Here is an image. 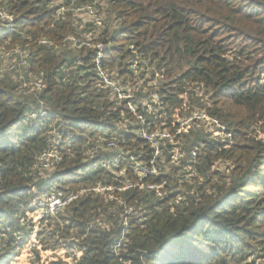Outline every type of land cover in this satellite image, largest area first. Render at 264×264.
Returning <instances> with one entry per match:
<instances>
[{
    "label": "trees",
    "instance_id": "obj_1",
    "mask_svg": "<svg viewBox=\"0 0 264 264\" xmlns=\"http://www.w3.org/2000/svg\"><path fill=\"white\" fill-rule=\"evenodd\" d=\"M83 6L94 12L75 11ZM2 47L28 51L24 78L43 87L18 95L19 69L0 73V264L28 255L25 218L42 192L82 189L59 233L36 234L35 264H264V0H0ZM144 63L160 84L148 91L163 106L157 117L141 92L121 95L99 73L124 83ZM197 86L211 102L199 107L231 135L224 141L199 120L180 124ZM40 102L47 113L26 121ZM161 127L170 137L141 133ZM51 148L62 159L40 169ZM98 186L114 189L90 190ZM94 216L103 225L90 226ZM73 228L84 237L70 250Z\"/></svg>",
    "mask_w": 264,
    "mask_h": 264
},
{
    "label": "built area",
    "instance_id": "obj_2",
    "mask_svg": "<svg viewBox=\"0 0 264 264\" xmlns=\"http://www.w3.org/2000/svg\"><path fill=\"white\" fill-rule=\"evenodd\" d=\"M75 11H82L85 8H88L91 12H94L92 7L88 6V7H75ZM73 8H70V10H72ZM73 12V10H72ZM2 16L7 17V19L9 20V22L7 23V27L8 29H10L13 25V18L10 15L1 13ZM76 42H78L77 39H74ZM44 43L46 41H43ZM100 47V45H99ZM16 55V58H12L13 55ZM20 55V56H18ZM0 57L2 59V67L0 69V73H3L4 71H16L17 69H19L20 71V76H23L24 78V73H22V69L23 68H27L29 65V52L26 50H22L20 48H16V49H6L5 51H3L2 53H0ZM99 59L100 56H98L97 58V63H99ZM99 73L100 76L104 77V81L107 84H110L114 90H116L117 92H120V94H123V91L126 89V86H121L119 87L113 80H110L107 73L104 72L100 67H99ZM33 81V82H32ZM31 82V84H34V88L33 91L28 92L25 90L21 89V92L23 94H28V93H34L36 90H39L40 88L43 87V84L41 81L35 80L33 79ZM120 84V83H119ZM151 105L150 107H148V105ZM157 104V105H156ZM145 110L147 113L156 115V117L158 116L159 113V109L162 108L163 106H160V100L158 96H155V100L154 102H146L145 104L143 103ZM33 107V105H31ZM131 109L133 111H137L136 106L134 107L133 104L130 105ZM47 113V107L43 104V102H40V106L39 108H37L36 110L31 109V111H29L27 113V115L25 116V120L28 122H33L36 119H39L41 116H44ZM140 121H142L143 123H145V116L143 114L138 115ZM194 120H203L206 124L207 123H211L212 124V132L213 134H218L221 133L222 136L219 137L220 140L224 141L226 139L227 136H231V135H227L226 133V128L223 124H221L217 119L211 117L207 112H204L202 114H193L192 115H185L183 116V118L180 120V124L181 126H188L191 122H193ZM161 132L166 131V133H148V131L146 130H142L141 133L142 135L146 138V139H150V140H154L157 135L162 136V137H170L169 134V130L167 128H162V130H159ZM56 143H60V138L58 136L55 137ZM106 147L110 150H115L118 147L117 141L115 140V138H111L108 142ZM93 153V152H91ZM62 159V155L60 154L59 151L51 148L45 152H43L39 158H38V163L37 166H39L40 168H44V169H51L54 164L58 161H60ZM118 161H110L109 163H103L104 167L109 168L110 170L112 169V167L115 168V166H117ZM140 169H142L141 171H145L148 172L147 168H143L141 167ZM154 172V171H152ZM124 171L121 172V174H123ZM108 189H105V188ZM112 186H98L95 188H91L90 190H94L96 192H104L105 190L111 191ZM154 186H151V188H153ZM113 188V187H112ZM114 189V188H113ZM122 189V188H121ZM87 193L86 189H82L81 191H79L78 193L75 194H66L61 190H57L54 192L51 191H44L42 192L39 198V196L37 198H39V200L37 201V198L35 199V201H37L38 205L40 202H43V205H45L48 207V212L49 214H53L59 211V209L66 207L67 205H69L71 202H73L74 200H76L79 196H82L84 194ZM162 194V192H160V195ZM40 199H46V200H40ZM92 224V225H91ZM90 226H96V225H103V223L101 221H99L97 224L96 223H91ZM125 239V233L124 231H122L121 234V238L119 239V242L117 244L116 247H120L121 243L123 242V240Z\"/></svg>",
    "mask_w": 264,
    "mask_h": 264
},
{
    "label": "rangeland",
    "instance_id": "obj_3",
    "mask_svg": "<svg viewBox=\"0 0 264 264\" xmlns=\"http://www.w3.org/2000/svg\"><path fill=\"white\" fill-rule=\"evenodd\" d=\"M82 16L85 17V19H88L89 21L90 20H93V18L91 17L92 16L91 13L84 14ZM2 17L7 18L5 16H2ZM4 48L3 47L0 48V53H2L3 51L6 50ZM16 55L17 54L13 55L12 58H16ZM146 69H148V72H145ZM150 69H152V65L151 64H145V66H142L139 71H136V74H135L136 77H137L136 80H133V81L129 80V81L124 82V83H122L120 81H117V80H116V82L114 80L113 81L119 87H121V86L129 87L128 91H130V93L141 92V94L144 95V96H141L138 99V102L140 103L142 101L145 104L146 102H148V95H149L148 91L149 90H155V91L157 90V86H156V82L157 81H156V79L154 78L152 81L149 80L151 78ZM10 75L13 76V77H16L17 76L18 79H19L18 81H20V79H21V82H19L20 85L18 86V89H17V94L18 95H20V93H22L21 92V89L22 90H25V91H28V92L33 91L34 84L33 83L31 84V82L27 81L26 78H23V76H18L16 74H10ZM2 76H4V75H2ZM115 76H116V74H115ZM147 82H149L148 85L144 84V83H147ZM119 83H121V84H119ZM158 85H160V84L158 83ZM193 93H192V89H189V94L186 95V96H184V102L187 103L188 105H190V104L193 105V108H192V113L193 114H196V113L202 114V113L205 112V110L204 109H201L199 107L198 102L200 101V102L204 103L205 105H211V102L209 100V92H207V89H205L203 87H198L197 86V87H195L193 89ZM130 97H132V96L130 95ZM133 106L135 107L134 104H133ZM150 106L151 105H148V107H150ZM201 122L202 123H205L203 120H201ZM207 127L211 131L213 130L211 123L210 124L207 123ZM159 130H162V127ZM155 133H157V132H155ZM158 133H162L163 134V133H166V131H163V132L159 131ZM213 136L216 139H219V137H221L222 134L221 133H218V134L216 133V134H213ZM262 137H264V136H262ZM40 169H42V168H40ZM141 170L142 169H140V171ZM183 173L184 172L181 171V174H183ZM105 189H108V188L106 187ZM110 189H111V191H113V188L112 187ZM39 198H40V196H39ZM39 198H37V201L39 200ZM107 198H108V200L113 199V195L112 194H107ZM40 200H46V199H40ZM37 201H34L32 203V205L34 207H37L38 214L35 213V211H33V212H30V215L25 218L26 230L28 231L29 229H31V234L28 236L29 237V242H28V245H27L28 246L27 247L28 255L24 259L18 260L16 262L17 264H35V263H37L38 254H43V252L41 250L40 244L37 242V240H35L36 239V234L39 231H41V230L47 231L48 230V227H49V231L50 230L51 231L52 230H56V232L59 233L60 231L57 230V227H59L58 226V219L60 221V227H64V224L66 223V221L68 219L67 216L69 214L67 213L66 207L59 209V211L56 212V213L49 214L48 207L46 206V203H45V205H43V202H40L39 204H41V205H38L37 204ZM118 203H120V202H118ZM111 210L114 211V212H116V209H114V208L111 209ZM48 215H50V217L48 218V220L42 222V219H44V216H48ZM64 216L67 219H64L63 218ZM93 220L94 221L91 222L93 224L94 223L97 224L99 221H101L103 223L102 219L99 218V217H95L94 216L93 217ZM50 221H52L51 224H50ZM79 234H81V233H79L76 228H73V231L71 232L70 237L67 239V242H65V245H66V247L68 249H70V250L71 249H76V248L72 247V244L71 243H72V241H73L74 238L77 239L78 237H81V238L84 237L82 234L79 236Z\"/></svg>",
    "mask_w": 264,
    "mask_h": 264
}]
</instances>
